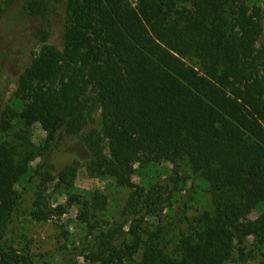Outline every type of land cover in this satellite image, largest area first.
Returning <instances> with one entry per match:
<instances>
[{"label":"trees","instance_id":"obj_1","mask_svg":"<svg viewBox=\"0 0 264 264\" xmlns=\"http://www.w3.org/2000/svg\"><path fill=\"white\" fill-rule=\"evenodd\" d=\"M22 5L37 22L39 47L17 75L14 105L0 111V264L54 259L7 238L18 178L41 177L31 213L37 222L66 209L52 207L46 184L68 194V205H82L84 220L105 210L106 196L75 191L81 167L130 190L118 220L90 227L81 244L86 263L228 264L252 239L264 264V0ZM58 25L61 47L50 43ZM21 123L41 126L40 146L6 139ZM64 143H75L83 160L56 170L51 155ZM34 154L41 161L33 170ZM158 160L173 167L169 184H136L135 166ZM193 178L199 185L188 184ZM185 182L187 194L207 204L183 231L167 212ZM150 219L158 222L153 229ZM60 253V264L73 260L71 251Z\"/></svg>","mask_w":264,"mask_h":264},{"label":"rangeland","instance_id":"obj_2","mask_svg":"<svg viewBox=\"0 0 264 264\" xmlns=\"http://www.w3.org/2000/svg\"><path fill=\"white\" fill-rule=\"evenodd\" d=\"M131 1L136 2L137 0ZM23 2L24 0H0V56L5 58L3 59L4 62L2 60L0 75V111L7 106L14 105L17 75L30 61L32 51L39 47L35 37L37 22L25 14ZM261 22L264 24V19ZM50 43L59 47L62 46L59 25L55 27ZM14 132L6 139L18 145L24 142L38 147L46 138V133L39 124L28 126L21 123L16 126ZM73 150L76 152L73 153ZM75 156L83 160V154L75 143L73 145L64 143L59 150L51 155V162L56 170H60L70 163ZM40 161V157L34 154L30 160L31 168L34 170ZM172 168V165L164 160H158L156 165H149L144 168H138L136 165L133 180L136 184L146 188L155 183L167 185L170 181ZM40 179L41 177L33 173L26 181L17 179L16 189L20 195V202L11 224L8 226L7 238L14 241L17 247L29 246L33 252L45 254L47 256L45 259L48 261H50L49 257L54 255L52 264L62 263L60 251L64 249L72 252L67 254V258L73 260L70 262L63 261V263L88 264L83 257H80V254L83 249L81 244L89 238L90 227L96 222L103 224L106 221L118 220L126 205L130 190L118 186L113 178L98 175L92 169L81 167L75 182V191L79 194L96 193L106 196L108 204L105 210L88 211V218L84 220L80 218L81 213L86 212L82 205H68V194L55 184H46L47 200L52 207L65 205L66 209L62 214L55 213L52 219L48 221L37 222L32 218L31 213L34 210ZM188 182L189 185H199L194 178ZM188 184L185 182L180 185L182 195L175 209L167 212L168 215H173V222L177 223V228L183 231L188 228V223L196 215L202 213L207 204L206 199L204 204L200 201V197L198 199L187 194ZM258 216L259 214L254 212L243 218L241 223L254 220ZM149 221L151 229L158 224L156 219ZM77 247H81V250L76 251L75 248ZM259 261L260 252L253 240L249 239L244 245V255L235 254L228 264H259Z\"/></svg>","mask_w":264,"mask_h":264}]
</instances>
